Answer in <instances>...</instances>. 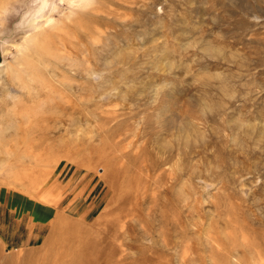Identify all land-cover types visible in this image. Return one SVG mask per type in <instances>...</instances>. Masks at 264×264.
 <instances>
[{
    "label": "rangeland",
    "instance_id": "1",
    "mask_svg": "<svg viewBox=\"0 0 264 264\" xmlns=\"http://www.w3.org/2000/svg\"><path fill=\"white\" fill-rule=\"evenodd\" d=\"M0 264H264V0H0Z\"/></svg>",
    "mask_w": 264,
    "mask_h": 264
},
{
    "label": "bare ground",
    "instance_id": "2",
    "mask_svg": "<svg viewBox=\"0 0 264 264\" xmlns=\"http://www.w3.org/2000/svg\"><path fill=\"white\" fill-rule=\"evenodd\" d=\"M17 76V74H16ZM9 77L13 78V75H10ZM26 115H24V113H20L19 117H18V123H17V129L20 130V132L24 135L25 132H27V129H25V124H26ZM13 129V128H12ZM7 135V134H6ZM23 152V151H22ZM24 183V182H23Z\"/></svg>",
    "mask_w": 264,
    "mask_h": 264
}]
</instances>
